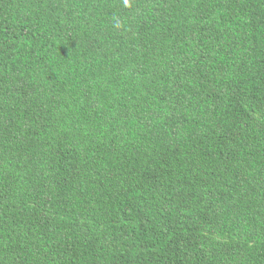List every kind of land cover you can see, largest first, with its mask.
Returning <instances> with one entry per match:
<instances>
[{
	"label": "trees",
	"instance_id": "16d2710c",
	"mask_svg": "<svg viewBox=\"0 0 264 264\" xmlns=\"http://www.w3.org/2000/svg\"><path fill=\"white\" fill-rule=\"evenodd\" d=\"M0 264H264V0H0Z\"/></svg>",
	"mask_w": 264,
	"mask_h": 264
}]
</instances>
